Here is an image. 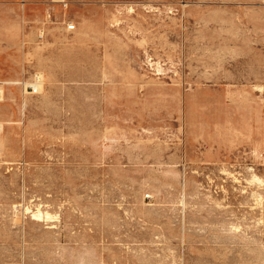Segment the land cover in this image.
I'll return each mask as SVG.
<instances>
[{"label": "rangeland", "instance_id": "1", "mask_svg": "<svg viewBox=\"0 0 264 264\" xmlns=\"http://www.w3.org/2000/svg\"><path fill=\"white\" fill-rule=\"evenodd\" d=\"M0 82V264H264V0H0Z\"/></svg>", "mask_w": 264, "mask_h": 264}, {"label": "built area", "instance_id": "2", "mask_svg": "<svg viewBox=\"0 0 264 264\" xmlns=\"http://www.w3.org/2000/svg\"><path fill=\"white\" fill-rule=\"evenodd\" d=\"M67 30L73 32L76 30V26L70 22L67 24ZM41 33V37L45 35L43 30ZM7 85L8 84L0 82V97L3 95L4 87H6ZM18 85L21 86V89L23 90V95H38L41 93L44 81L40 74H34L30 79H27L23 82H19Z\"/></svg>", "mask_w": 264, "mask_h": 264}, {"label": "crops", "instance_id": "3", "mask_svg": "<svg viewBox=\"0 0 264 264\" xmlns=\"http://www.w3.org/2000/svg\"><path fill=\"white\" fill-rule=\"evenodd\" d=\"M12 83H14V82H10V83L5 82V84H8V85L11 84L10 86H14L16 84V83L15 84H12ZM10 86H8V87H10ZM21 91H22V89H21ZM24 106H25V102H23V108H24ZM9 107H10V109H8L9 110L8 119L12 120V121L18 120L19 116H20V112L18 110H16V107H14L13 105H10ZM0 136H2L1 133H0ZM14 137H15V132L14 131L10 132V134L8 135V143L10 142L11 139H14ZM12 149H14V146H12L10 151L8 150L6 154L11 156L14 159H20L21 157L25 158V150L20 153V152H15Z\"/></svg>", "mask_w": 264, "mask_h": 264}]
</instances>
